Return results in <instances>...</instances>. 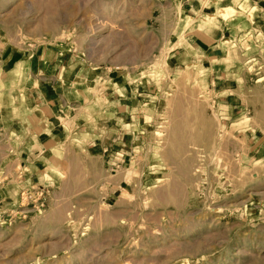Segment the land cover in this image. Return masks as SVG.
I'll use <instances>...</instances> for the list:
<instances>
[{
    "label": "rangeland",
    "instance_id": "obj_1",
    "mask_svg": "<svg viewBox=\"0 0 264 264\" xmlns=\"http://www.w3.org/2000/svg\"><path fill=\"white\" fill-rule=\"evenodd\" d=\"M179 4L0 0V65L47 50L93 68V94L119 76L154 109L131 167L65 142L57 181L32 178L17 131H0V264H264V33L241 56L227 121L216 58L168 60ZM247 24L233 17L232 33Z\"/></svg>",
    "mask_w": 264,
    "mask_h": 264
},
{
    "label": "crops",
    "instance_id": "obj_2",
    "mask_svg": "<svg viewBox=\"0 0 264 264\" xmlns=\"http://www.w3.org/2000/svg\"><path fill=\"white\" fill-rule=\"evenodd\" d=\"M179 3L183 23L174 35L168 60L176 68L191 62L205 66L210 57L216 58L207 76L218 95V110L228 121L238 105L231 94V82L240 72L241 56L259 45L254 43V28L264 33V0ZM235 16L245 17L250 24L233 34ZM235 24L241 22L236 20ZM94 73L85 65L65 64L47 50H35L27 58L0 65V131H17L18 156L32 178L59 179L65 163V142L99 150L111 171L131 167L138 157L154 110L152 103L119 76H113L110 86L93 94L90 86L94 87ZM22 94L20 106L17 103Z\"/></svg>",
    "mask_w": 264,
    "mask_h": 264
},
{
    "label": "bare ground",
    "instance_id": "obj_3",
    "mask_svg": "<svg viewBox=\"0 0 264 264\" xmlns=\"http://www.w3.org/2000/svg\"><path fill=\"white\" fill-rule=\"evenodd\" d=\"M96 83H97V86H98V84H99V82L101 83V81L99 80V82H98V80L96 79ZM94 86V85H93ZM94 89V88H93ZM93 89H92V91H93Z\"/></svg>",
    "mask_w": 264,
    "mask_h": 264
}]
</instances>
